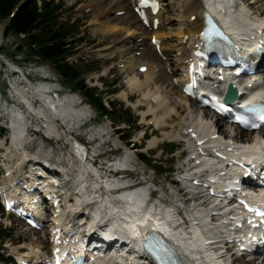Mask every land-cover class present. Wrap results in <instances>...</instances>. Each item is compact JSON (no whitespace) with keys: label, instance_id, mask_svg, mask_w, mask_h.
Returning a JSON list of instances; mask_svg holds the SVG:
<instances>
[{"label":"rangeland","instance_id":"374dc122","mask_svg":"<svg viewBox=\"0 0 264 264\" xmlns=\"http://www.w3.org/2000/svg\"><path fill=\"white\" fill-rule=\"evenodd\" d=\"M98 1L99 0H55V2L58 3L59 6L61 7L60 10V12L62 13L61 19L69 20L70 24L74 23V29L75 28L78 29L76 34H74V36L71 37V39L69 40V42L74 44V51L68 58L69 63L72 64V66L75 69H77L79 78L82 79L84 83H86L88 88H94V87L96 88V93L98 97L103 99L105 105H107L111 101L114 102L115 105L114 107L115 110L117 111V116L120 113L122 114V119H118L117 116H112L111 118H100L93 104H91L90 106L88 105L86 108L90 110L89 116L94 117V121L91 122L90 128H92L93 130L98 129L102 132H105L106 135L114 132L115 127L123 128L124 129L123 133L120 134L114 133V136L111 138L110 146L103 147V151L110 152L113 151L115 148H119L121 152H119V154H117L116 156L124 154L128 156L129 160L135 161V164L133 165L134 168L136 169V174L139 176L144 173L146 177L145 179L147 183L145 186L148 187L149 189H157L158 192L155 198L161 201L162 203L169 205L177 201V199L173 196V194L176 193V191H178V193L180 191L181 197L182 194H184L185 192L184 188H182L183 186H181L180 184L179 185L177 184V186H173L171 185V182L179 179L176 172L177 170L181 171V168L178 165L180 153H182V151H185V153H187L188 149H192L193 145L191 142L185 143L179 141L177 142L169 141L168 139L163 138L162 134L169 133L170 131L172 133L177 132L180 130L182 124L184 123H187L186 125L189 126L190 123L199 121L198 118L193 120L196 117V109L193 107L189 109V105L187 104V106L185 107V111H182L181 109L183 107L178 106L177 100L175 103L173 102L174 101L173 97L176 96L174 95L170 100L169 105L177 110L180 109L179 111L181 112L180 113L178 112L179 114L177 116L173 115L171 120L166 121L167 126L164 128L162 132L156 131L151 123L149 124L148 122L142 121L141 113L146 112L147 102L145 103V101L142 99V95L140 92L134 93V96H132L133 93L130 95L129 90L126 87L127 84L126 82L129 79L127 76L131 77L132 74L139 73L137 75V78L138 79L140 78V82L144 80L143 78L144 75L142 77L140 76L143 73H141L137 68V66L140 63L141 64L147 63L146 65L152 66L154 70L153 72L155 73L156 77H158V79L159 77H162L164 73L167 75V69L168 71L169 70L171 71V66L168 65V63H165V59H168L167 57L168 50L166 48V51H164V53H167L165 59H163V57H159V55L156 56L158 52H155L156 53L155 59L151 58L149 55L154 54V52H152V49H148V51H146L144 55L140 54L139 50H135V51L133 50L132 53L127 51L128 46L129 47L134 46L135 49H144L146 48L148 43V39H147L148 37L146 39H143L145 37L139 36L141 32L138 28V23L136 20V16L133 14L132 7H128L126 0H105L106 2L104 4H103L104 0H100L102 1V3H99ZM241 3H242L241 0H237V3H235V5H240ZM97 4H103V5L98 7ZM258 5L254 6L252 9H249L248 12L250 18H254L255 15H258L259 17V14L262 13V11L264 10V0H261V3H259ZM164 13H167V11ZM162 16L163 17L161 19V22L165 24L164 22L168 17V13ZM108 18H114V22L110 23L108 25V28L114 27V25H117L118 23L121 22L120 27H116L115 30L113 31V33L115 32L117 33H115V35L112 37L110 35H105L106 30L104 29L103 21H106ZM262 18H264V14ZM128 24H131V26L129 27H131V30L135 31L133 38L130 39L127 38L132 36H128V34L125 32H120V29L125 28L126 26H128ZM4 25L5 22L0 21V62L1 63L2 61H7V62H12L16 65H20L22 67H26L27 72H29V69L31 70L30 74L33 75V77L36 75L35 71H37L36 69L37 67L35 66H42V68L46 72H48L49 77L55 79V81L58 83V86L61 87V92H63V94L70 96L77 95L82 98L80 93L74 91L68 82L60 79L57 75L54 74L55 72L48 63L36 59L30 60L28 62V58H26L27 55H25L28 53L27 50H25L22 53H17L15 51V47L17 43L23 40V36L16 37L11 35L7 39H3L2 37L1 40L2 30ZM99 25H101V28H99ZM172 38L171 39L165 38L164 41L167 42L169 40L168 44L174 45V41H173L174 39ZM124 39L129 41L132 40L134 41V43L130 45L119 44ZM130 57L137 59V64L133 67L132 70L126 68L122 69L121 67L123 65H126L125 62H128L129 61L128 59ZM164 64H166L168 67V68L166 67L167 68L166 70H164V66H161ZM0 78H1V74H0ZM258 78H264V73L263 72L259 73ZM173 80H174L173 78L167 76V80L157 81L156 86L159 87L160 89L159 91L164 95L165 93L170 92V90H172L173 84H175V80L174 81ZM38 84L39 83H37V85ZM22 87L17 88V90L21 89ZM149 88L152 89L153 86H150ZM0 89H2L1 86ZM124 90L126 91L122 94H127L128 97L130 96L128 101H125L120 98V96L122 95L121 92ZM145 91L146 90H143V92ZM23 92L25 93V91ZM11 100L12 102L16 101V98L11 97ZM28 101L30 102V104H32V106L36 104V101L34 99H29ZM85 102L87 104L89 103L88 101ZM151 102L153 103L154 101H149L148 104H150ZM15 104L16 105L18 104L17 101L13 103L6 112L10 113V111L14 109L13 105ZM133 104H135L137 108H134ZM19 107H22V105L18 106V108ZM71 107H73V105ZM27 112L28 115L31 114L30 110H27ZM128 119L132 121V124L131 123L127 124L123 122ZM66 124L67 123H65L64 128L67 132H69L70 129L66 127ZM172 127L174 128V130L172 129ZM224 130H226L228 133ZM224 130L222 128V125L220 124L219 131L225 132V136L228 135L227 137H225V139H223L224 137H220V139H223L224 141H226V139L229 136L231 137V135L236 134L235 129H233V127H230V125H228L227 123H224ZM74 132L75 134L77 133L76 131ZM144 134H145L144 139H141V137ZM80 135H81L80 138L83 139V141L88 142V136H85L83 133H81ZM241 135L244 136L246 134L241 132ZM248 136H250V138L254 140L258 137V134L257 132H253L251 135L248 134ZM122 137L123 138L130 137V140H128V142L130 141V143H134L135 146L125 147L126 145L122 141ZM155 137L158 139L157 147L148 149L147 148L148 147L147 142H149L148 140L151 141V139ZM3 139L4 137L0 135V190L5 191L11 185H13L11 183H7L6 180L7 176L5 175L7 168L10 169V172H12V175L15 180L19 178L26 179L24 166H26L27 163L26 161L23 160V157H26L27 160L33 159L35 161H40V162L45 161V162L53 163L54 167H56L59 171H61V173L66 175L65 178L68 179L70 178L68 182L64 183V181H62L63 183L62 184L60 183L61 184L60 187L62 188L60 190L61 191L60 193H63V196L60 197L62 199L61 211L59 217H57V219L61 223L59 225L76 224L78 221L77 219H74L75 214L73 209L77 208L81 204H82L81 206L85 204L86 200L84 197H82V193H84L85 189L89 188L88 187L90 185L89 178H92V175L88 173L82 178L79 177L80 172H78L76 166H74L78 162L77 161L78 159L72 156L73 153L71 154L70 149L65 144L63 145L64 141L63 142L61 141L62 143L59 144L60 142L57 143L55 142L57 140L50 139L52 141L48 142L47 141L48 139H45L41 134H38V137L36 138L37 141L36 140L34 141L35 143L33 142L28 143L27 137L23 135L21 138V143L23 141L24 150L22 152L19 151L17 154H12L13 158H11L10 163L4 165L3 162L6 161L3 160V158L5 159V155H7V153L9 152L6 151L5 148L9 147L10 144L2 147L1 141ZM107 139L108 138L106 136L104 137L103 141H107ZM131 148L133 149L130 150ZM93 149L94 148L91 147V150ZM138 153L146 154L144 161H140L137 158ZM188 157L189 156L185 158L184 162L188 159ZM65 160L66 163H63V161ZM83 163L85 164L87 170L93 171L94 174L97 175V177L100 173L102 175V168L99 169L98 166H96L95 169L93 168V166H91V163L87 161ZM99 163H101V161ZM99 170H101V172ZM27 176L30 175L27 174ZM76 176L81 179L79 181L80 183L74 180L76 179ZM137 179L138 182L141 183L143 182L142 177ZM99 180L103 181L104 183L107 182L105 179H102L101 177ZM108 182L115 183L113 179H108ZM151 182H153L155 186H153ZM81 183L83 190H81V186H79V184ZM71 186L72 187L78 186L76 191L77 192L80 191V193H78V195L77 194L68 195L70 193ZM5 192L11 193V191L9 190H6ZM86 196H88V194ZM98 205L99 204L97 203L96 206ZM100 211H104V208H101ZM185 211L186 209L183 210V212ZM51 212H52L51 210L45 208L43 216L45 221L44 225L47 228L50 227L55 222L54 221L55 217L52 216ZM83 212L85 213V211ZM80 216H84V214H79L77 217ZM69 221L71 222L68 223ZM0 229H2L3 234L8 233V235L10 236L8 239L5 240L4 244L0 246V255H5V256L10 255L13 257L23 256L31 259L32 258L37 259L42 255L47 254L50 249V240L47 237L46 230H40V231L31 230L27 228L23 223L17 221L16 219L4 215V213L3 215L0 214ZM228 259L229 258L227 257V260ZM230 259L232 258L230 257ZM249 259L250 257L240 258L238 260H235L233 264H250V263H246L247 261H249ZM13 263L14 262H11V264ZM253 263L257 264L255 261H253L251 264ZM0 264H4V263L0 262ZM96 264H113V261L108 262L105 259V255H104L103 258L96 261Z\"/></svg>","mask_w":264,"mask_h":264},{"label":"bare ground","instance_id":"6f19581e","mask_svg":"<svg viewBox=\"0 0 264 264\" xmlns=\"http://www.w3.org/2000/svg\"><path fill=\"white\" fill-rule=\"evenodd\" d=\"M126 1L128 7L134 8L138 0H126ZM158 1H159L158 3L159 11L155 15H150V14L148 15L149 22L147 24H143L138 18H136L138 23V28L141 32L139 36L145 37L143 39H146L148 37L147 38L148 43L146 46L147 49L146 48L135 49L134 46H130V47L128 46L127 51L132 53L133 50L134 51L139 50L140 54L144 55L146 51H148V49H152V52H154V54L149 55L151 58L155 59L156 58L155 52H158L156 56L159 55V57H163V59H165L167 53H164V51H166L167 48L168 59H165V63H168V65L171 66V71L169 70L170 71L169 73L166 64L161 65L164 66V70L167 69V75L164 73V75H162V77H159L158 79V77H156L155 73L153 72L154 70L152 66L146 65L147 63H143V64L140 63L137 66L138 69L140 67L146 68L145 72L142 75H140L141 77L144 75L143 77L144 80L140 82V78L139 79L137 78V75L139 73L132 74L131 77L127 76L129 79L126 82L127 83L126 87L129 90L130 95L133 93L132 96H134V93L136 92L141 93L142 99L145 101V103L147 102L146 112L141 113V119L143 122H148L149 124L151 123L156 131L162 132L164 128L167 126L166 121L171 120L173 115L177 116L181 112L179 111L180 109L177 110L169 105L170 100L174 95L176 96L173 97L174 99L173 102L175 103L177 100L178 106L183 107L181 109L182 111H185V107L187 106V104L189 105V109H191L192 107L196 109V117L193 120L198 118L199 121L190 124L188 123L189 126L186 125L187 123H184L180 128L181 131L179 130L174 133H172L171 131L169 133H163L162 134L163 138L168 139L169 141L190 143L192 142V139L190 138L191 135L195 134V135H199L200 137L197 138L196 140H193L194 143H196L199 140H204L205 143L202 145H205L206 143H210L215 145L216 147H225L227 149L231 145L225 144L224 141L219 140V135L223 136L224 139L225 137L228 136V135L225 136V132L219 131L220 124L222 125V128L224 130V121L213 115L210 116V113L207 110L196 107L197 102L189 99L188 97L182 94L181 92L182 83H183L182 71L189 63L190 59H192V53L198 51L197 47L199 44V37L204 25L203 13L205 9L210 10L211 13L219 17H221L222 11L227 12L228 13L227 18L232 23H234V25L235 24L240 25V27H237L236 29L234 28L235 31L239 33L241 32V29H243L242 31L253 35L256 34V31L257 32L259 31L260 32L259 36H263L264 18H262V16L264 14V10L262 11V13L259 14V17L258 15H255L254 18H250L248 12L249 9H252L254 6L261 3V0H253V1L241 0L242 3L240 4V8L237 10L233 9L231 6L228 5V2L230 0H221V1L220 0L219 1L158 0ZM98 2L102 3V1L100 0ZM105 2L106 1L104 0L103 4ZM103 4H97V5L98 7H100ZM166 11L168 13V17L164 22L165 24H163L161 22V19L163 17L162 15L167 14L164 13ZM113 22H114V18H108L106 21H103L104 29L106 30L105 35H110L112 37L115 35V33H117V32L113 33V31L115 30L116 27H120L121 22L118 23L117 25H114V27L108 28V25ZM155 23H156V27H154ZM129 26H131V24H128V26H126L125 28L120 29V32H125L128 34V36H132L127 39L133 38V35L135 34V31L131 30V27ZM99 28H101V25H99ZM165 38L174 39L173 40L174 45H169L168 44L169 40L165 42L164 41ZM1 40H2V36H1ZM151 40L155 41L157 45H152ZM132 43H134V41L132 40L129 41L124 39L119 44L130 45ZM128 60H129L128 62H125L126 65H123L121 67L122 69L126 68L132 70L133 67L137 64V59L133 57H130ZM167 76L173 78L175 80V84H173L172 90H170V92H167L163 95L159 91L160 90L159 87L156 86V82L167 80ZM150 86H153V88L150 89L149 88ZM47 89L48 86L47 84L44 83H40L34 89L36 95L32 92L31 93L26 92L25 89L23 90L16 89L15 98L19 105L18 104L13 105L14 109L11 110L9 113L11 119L10 123L12 128V134L10 136V146L5 148V150L9 152L7 153V155H5L4 160L6 162H3V164L6 165L7 163H10L11 158H13L12 154H17L19 151L22 152L24 150L23 141L21 143V138L24 135V128L22 127L21 122H23L22 121L23 113H26L28 115L27 110H30L31 111L30 116L35 115L34 117H36V119L41 121L42 125L44 126L45 134H47L48 137H50V139L61 138V140L59 139L60 141H55V140L54 141L56 143L60 142L59 144H61L64 141L63 145L65 144L70 149L71 154L73 153L72 156L74 157L75 154L76 156L79 157L77 160L78 162L74 166H76L77 171L80 172L79 177L82 178L85 175H87L89 171L87 170L85 164L82 161L81 147L75 142V139L70 138L68 136L70 132L61 130L59 121H61V123H63L64 125L65 123L68 122L75 123L76 120L82 118L85 115L86 111L85 109L76 108L72 96L54 100L53 98L45 94V92H47ZM126 90L122 91L121 94L124 93ZM143 90L146 91L143 92ZM23 91H25V93ZM36 96L38 97L36 98ZM129 97L127 94H122L120 96V98L125 101H128ZM29 99H34L36 101V104L32 106V104H30V102L28 101ZM16 101H13V103H15ZM149 101H154L153 102L154 104L152 102L148 104ZM22 102L26 105L27 108L26 111L21 110L20 107L18 108V106H20ZM72 105L73 107H71ZM133 105L134 108H137L135 104ZM49 108L52 109V111H50ZM172 129L174 130L173 127ZM248 134L242 137L241 130H239L238 133L236 131V135L234 137L238 138L239 142L246 144V146L244 148L239 147L241 149L230 147L232 150L231 154H239L241 153V151H246L248 149L251 150L256 149L257 141L255 139L252 140L250 136H248ZM258 134L260 137L261 134L260 133ZM50 139H48L47 141L51 142L52 140ZM228 139L230 140L232 138L229 136ZM157 140L158 139L156 137L152 138L151 141L148 140L149 142H147L148 145L147 148L148 149L156 148L158 145ZM224 144L227 146H221ZM211 153H212L211 151L206 152V157L202 158L203 162L197 166H193L191 170H198L204 167H211L213 171H215L214 175L218 174L219 171H221V169L224 167L225 162L223 160H219L218 158H213ZM23 160L27 161L26 157H23ZM28 162H31L29 169L30 172L35 173L36 171L37 173H42L41 169L38 166V163H36L33 159L29 160ZM63 163H66V160L63 161ZM192 163L193 161L189 162V165ZM7 171H8V175L6 178L7 183L13 184L15 179L12 175V172H10L9 168H7ZM32 175L33 174H31L30 177H32ZM79 177L76 176L77 180L74 179L75 181H78V183H80L79 181L81 180ZM89 179H90L89 181L90 185L88 186L89 188L84 190V193H82V197H84L86 201L97 200L96 202L99 204L98 206L95 207V210L93 212V217L91 218V221L89 223L90 226H96V221L99 218L100 209L104 208V211L106 212L107 216H109L112 219V221L109 222V227L106 229V233L107 232L110 233V231L113 230L114 232H118L121 235H124L130 241L131 245L137 248L138 251L141 248L142 243L146 238V236H144L145 231L147 233H149V230H152L154 232L160 231L162 233V236H164L166 240H168V242H170L172 246L175 247V249H177L178 247L181 251L188 253L190 256L198 257L199 262H201V264H225V261L222 259V257L218 258L216 256L215 251H212L211 247L208 248L206 247L207 248L206 250L204 244H202L203 233H204L203 230L207 231L209 229H212V231H214L213 229H217L215 226L207 223L208 215H206V213L201 208L202 206H204L205 201L203 199L206 198L205 196L202 195L199 196L198 198L199 201L201 202L200 203L201 207L199 209L196 207L190 208L189 204H191L193 199H188L186 193L182 194L183 199L181 202L184 201L185 203H188L187 205H185L187 207L186 212L190 213L191 215L194 214L195 216H197L198 221L196 222L199 223L198 225H195L193 227V229L191 230V235L188 234L186 235L185 231L177 227L178 221H177L176 210H177V202L180 203V200H177L174 203L169 204L167 209L159 206L156 211L153 208H151L148 211L144 212L139 210L141 205V200L139 199V197L142 194L141 192H144L143 189H140L137 193L133 192L123 197H114L109 195L108 192L110 191L112 186H114L116 183L108 182V180L106 179L105 180L107 182L104 183L103 181L98 180L94 177ZM23 184H26L27 187L31 189L33 187V179L29 180L28 182H23ZM35 184H37V188H42V190L43 188H45L48 191V194L52 198L53 202H58L56 206V211H58V213H56L54 223L57 225L61 224L57 219V217H59L60 215L62 199L59 198L60 192L59 191L57 192L56 190L57 186H54L52 184H49L48 182H43V181ZM79 186H81V190H83L82 183L79 184ZM102 186H104L105 189H103ZM15 188L16 190H21L19 187H15ZM85 192L86 193L88 192L87 193L88 196H86L87 194ZM78 193H80V191H78ZM6 198L11 199L12 196L8 195L6 196ZM122 202L124 203L123 205ZM81 205L73 209L75 213L79 210ZM54 213L55 211L53 209L52 214ZM191 218L194 217L191 216ZM68 223H70V221ZM143 224H147V227L141 228L140 225ZM83 246H84V242L83 240H80L76 247L80 253L83 252ZM201 251L202 254L199 255ZM132 257H129L127 260L123 258L121 255L117 254V251H115L113 262L116 264H139L138 257L137 256L135 257L134 255ZM19 261L22 262L26 260L23 259V257H21ZM253 261H255L257 264L264 263V259L261 261L258 258L249 260L246 263L251 264ZM28 263H32V262H28Z\"/></svg>","mask_w":264,"mask_h":264},{"label":"trees","instance_id":"16d2710c","mask_svg":"<svg viewBox=\"0 0 264 264\" xmlns=\"http://www.w3.org/2000/svg\"><path fill=\"white\" fill-rule=\"evenodd\" d=\"M61 7L55 0H0V21H6L2 37L23 36L18 42L15 51L22 53L27 50L28 62L36 59L48 63L58 77L70 84L72 89L80 93L83 98L96 108L100 118H111L117 116L114 102L104 104L102 98L98 97L95 88H88L84 81L79 78L77 69L67 60L74 51V44L69 42L71 37L78 31L74 29V23L61 19ZM122 119V114H118ZM131 123L130 119L123 121ZM118 134L123 130L116 129ZM129 144L130 137L123 138ZM145 160L143 155H139ZM0 206V211H1ZM10 236L3 234L0 229V246ZM10 257L0 255V262L10 261Z\"/></svg>","mask_w":264,"mask_h":264},{"label":"snow or ice","instance_id":"6c2138e0","mask_svg":"<svg viewBox=\"0 0 264 264\" xmlns=\"http://www.w3.org/2000/svg\"><path fill=\"white\" fill-rule=\"evenodd\" d=\"M212 99L215 100L216 98L213 97ZM246 107H247V110H248L250 113H253V114H255V113L259 110L260 113H261L260 116H259V119H260V120H264V106H261L260 109H258V107H257L256 105H251V106H246ZM219 108H220V109H223V105H220ZM237 119H242V118L237 117ZM242 122H244V123H245L248 127H250V128H255V127L258 126V125L255 124V123L248 124L246 121H242ZM250 210H251V209H250ZM258 214H260V215H264V213H258Z\"/></svg>","mask_w":264,"mask_h":264},{"label":"water","instance_id":"95a60500","mask_svg":"<svg viewBox=\"0 0 264 264\" xmlns=\"http://www.w3.org/2000/svg\"><path fill=\"white\" fill-rule=\"evenodd\" d=\"M230 96L227 97V102L230 103L234 100L235 98V91L233 90V88H231V93L229 94Z\"/></svg>","mask_w":264,"mask_h":264}]
</instances>
